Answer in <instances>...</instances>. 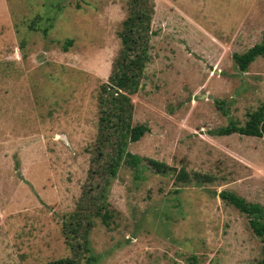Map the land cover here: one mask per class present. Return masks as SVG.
Wrapping results in <instances>:
<instances>
[{
    "label": "rangeland",
    "instance_id": "374dc122",
    "mask_svg": "<svg viewBox=\"0 0 264 264\" xmlns=\"http://www.w3.org/2000/svg\"><path fill=\"white\" fill-rule=\"evenodd\" d=\"M153 1L144 72L122 89L131 123L149 127L127 145L143 161L136 170L120 157L111 177L119 156L99 135V105L128 0H0V264L262 259L248 217L219 193L264 206V137L217 129L264 112V54L247 71L234 60L263 40L264 0Z\"/></svg>",
    "mask_w": 264,
    "mask_h": 264
},
{
    "label": "trees",
    "instance_id": "16d2710c",
    "mask_svg": "<svg viewBox=\"0 0 264 264\" xmlns=\"http://www.w3.org/2000/svg\"><path fill=\"white\" fill-rule=\"evenodd\" d=\"M154 4L153 0H128L129 14L122 24L124 30L122 28L121 32L123 34L119 32V35L121 36V47L113 62L114 67L112 68L111 77L109 78L111 86L108 87V90L110 92H107L108 96L103 98L99 105V135L105 140L108 138L115 143L119 156L117 158H112L108 166L105 167V172L111 177H115L117 174V170L121 163L120 157H125L126 162L136 170H138L139 164L143 161V158L140 155L127 151V145L130 141L135 142L140 140L149 130V127L146 124L133 125L131 123L129 116L132 115L133 103L131 99L124 94L122 89L128 90V84L137 81V77L144 72L146 61L148 60L147 51L150 48V45L148 37H144L143 32H147L148 36L151 13L155 10ZM127 30L129 31L127 32ZM72 44L73 39L69 38L66 40L64 48L68 49ZM260 54H264V38L260 43L253 45L245 52L235 53L234 60L241 71H247L249 65ZM103 87L105 89L106 86L103 85ZM133 91V89L129 90V92ZM217 103L221 108L225 102L223 100H217ZM108 130L112 131L109 135L107 134ZM217 133L221 135L239 133L247 136L264 137V112L259 110L251 112L244 124H240L231 119L227 125L219 127ZM105 140H102L101 142L104 143ZM102 154L103 152H100L97 156H101ZM146 160L151 167L159 173H165L168 170H171V168L164 162L154 158H146ZM199 177L200 181H210L212 179L211 176L208 175H200ZM177 180L188 183L191 181V177L189 173L183 169L178 173ZM219 195L225 202L232 204L241 213L248 217L253 232L260 237L264 243V206L260 203L250 202L243 196L228 189L220 191ZM102 208L106 211L104 206H102ZM105 211L102 215L99 208V210L96 211V214H100L105 218ZM81 224L80 219L77 221V225L79 226ZM35 264L77 263L72 258L62 257ZM258 264H264V255Z\"/></svg>",
    "mask_w": 264,
    "mask_h": 264
}]
</instances>
